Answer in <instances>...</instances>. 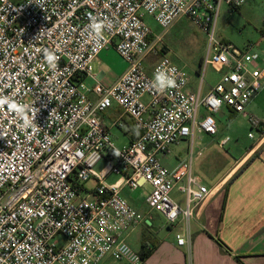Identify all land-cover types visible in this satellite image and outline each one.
<instances>
[{
  "label": "built area",
  "instance_id": "obj_1",
  "mask_svg": "<svg viewBox=\"0 0 264 264\" xmlns=\"http://www.w3.org/2000/svg\"><path fill=\"white\" fill-rule=\"evenodd\" d=\"M245 4L0 0V264H144L128 239L148 216L122 192L146 186L151 210L177 230L178 246L191 248V221L212 195L193 173L196 136L218 134L215 115L223 108L262 127L246 110L264 82V50L215 34L221 8ZM147 16L165 31L186 17L208 36L196 90ZM111 47L126 62L125 72L111 86L88 85L94 61ZM208 68L220 78L204 93ZM113 106L136 133L121 147L111 129L126 128L123 117L102 121ZM183 140L192 145L190 162L169 170L159 157ZM112 175L118 179L109 183ZM90 180L93 188L86 187ZM175 190L185 196L184 208Z\"/></svg>",
  "mask_w": 264,
  "mask_h": 264
},
{
  "label": "rangeland",
  "instance_id": "obj_2",
  "mask_svg": "<svg viewBox=\"0 0 264 264\" xmlns=\"http://www.w3.org/2000/svg\"><path fill=\"white\" fill-rule=\"evenodd\" d=\"M145 20L155 35H162L163 44L166 47L165 53H168L171 60L178 67L188 73L191 82L189 88L196 90L202 80V62L208 49V36L186 17L179 19L167 31L159 27L150 16H147ZM215 34L218 39L233 43L241 48L250 42L257 44L258 40H262L261 45H258L264 50V0H246V4L237 10L223 6L215 27ZM102 53L103 55L100 54L93 63V73L104 72L108 79L107 82H113L120 72L125 71L127 64L113 47L104 50ZM158 59L159 56L153 57L150 59V63H155ZM219 78L218 73L212 68H208L205 73L203 92L205 93L208 87L215 85ZM201 112L204 113V110ZM226 112V109H222L219 114L215 115L218 125L216 136L201 134L195 138L193 173L201 180L204 179L207 184L220 177L235 159L254 144L259 137L258 129L250 123L249 118L245 119L241 116L232 118ZM246 112L249 117L256 119L259 125H264V82L261 91L251 100ZM113 134H116L122 140V142H116L117 146L121 147L126 142L125 136L117 130L113 131ZM250 135L255 138L251 139ZM223 138H229L230 141L224 147H220L219 143ZM191 150V142L183 140L172 145L169 152L159 158L169 170L176 169L180 165L190 162ZM103 166L104 163L99 164L96 170L100 171ZM117 179V175H112L108 178V182L114 183ZM94 186L95 182L93 180H90L86 185L87 188H93ZM150 190V186L139 190L126 188L123 190L122 196L142 214H147L149 220L147 225H153L156 229H159L157 235L159 239L172 242L174 236L169 238L170 228L166 220L160 214L151 210L148 202ZM175 200L181 207H185L184 195H177ZM152 236L153 232L151 230L148 232L145 227H142L129 237L128 242L135 251L139 252L142 247L141 240H149ZM58 241L63 243L65 239L60 236ZM151 245H153L152 242ZM187 259L188 264H190V254L187 255ZM106 264L123 263L112 260Z\"/></svg>",
  "mask_w": 264,
  "mask_h": 264
},
{
  "label": "crops",
  "instance_id": "obj_3",
  "mask_svg": "<svg viewBox=\"0 0 264 264\" xmlns=\"http://www.w3.org/2000/svg\"><path fill=\"white\" fill-rule=\"evenodd\" d=\"M261 42L262 40H258L257 45H261ZM259 45L258 49L262 51ZM124 72H120L113 82H107L104 72H92L93 76L87 79V84L93 86L95 83H102L111 86ZM212 87L214 85L208 87L205 93ZM223 109H226V113L232 118L241 116L247 119L231 109ZM120 117H123L126 128L111 129V134L116 144L122 140L113 134V131L123 133L126 139L122 144L124 146L130 143L136 133L133 124L123 116V111L113 106L103 115L102 121L105 125H110L114 119ZM258 131L257 141L244 150L220 177L210 184L202 179V182L212 190V195L196 210L190 228V249L177 245L176 229L168 226L169 238L174 236V239L167 242L157 236L159 229L147 225L149 220L142 225L148 232L150 230L153 232L152 238L141 240L142 247L144 242L149 244L152 242L155 245V250L144 264H188V254L190 264H264V125ZM219 146L221 147L220 143ZM180 194L175 190L174 200Z\"/></svg>",
  "mask_w": 264,
  "mask_h": 264
},
{
  "label": "trees",
  "instance_id": "obj_4",
  "mask_svg": "<svg viewBox=\"0 0 264 264\" xmlns=\"http://www.w3.org/2000/svg\"><path fill=\"white\" fill-rule=\"evenodd\" d=\"M154 245V244H153ZM147 242L143 243L142 250L140 251L141 256L143 257L144 262L147 260V258L153 253L155 250V245L153 246Z\"/></svg>",
  "mask_w": 264,
  "mask_h": 264
},
{
  "label": "clouds",
  "instance_id": "obj_5",
  "mask_svg": "<svg viewBox=\"0 0 264 264\" xmlns=\"http://www.w3.org/2000/svg\"><path fill=\"white\" fill-rule=\"evenodd\" d=\"M0 103H4V101L3 100H0Z\"/></svg>",
  "mask_w": 264,
  "mask_h": 264
}]
</instances>
